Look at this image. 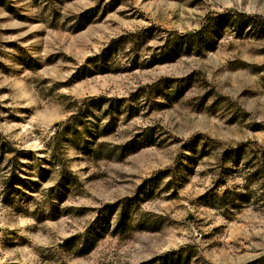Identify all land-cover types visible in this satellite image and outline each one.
I'll return each mask as SVG.
<instances>
[{
    "label": "rangeland",
    "instance_id": "1",
    "mask_svg": "<svg viewBox=\"0 0 264 264\" xmlns=\"http://www.w3.org/2000/svg\"><path fill=\"white\" fill-rule=\"evenodd\" d=\"M227 12L264 0H0V264L264 257V28Z\"/></svg>",
    "mask_w": 264,
    "mask_h": 264
},
{
    "label": "trees",
    "instance_id": "2",
    "mask_svg": "<svg viewBox=\"0 0 264 264\" xmlns=\"http://www.w3.org/2000/svg\"><path fill=\"white\" fill-rule=\"evenodd\" d=\"M233 27L234 29L243 30L245 28H264V20L260 19L257 20L255 17L245 16L243 14H236V13H221L216 16H213L210 18L209 21V31H212L213 34L217 33L222 27ZM259 28V29H260ZM204 37V36H201ZM101 227H97L93 230L91 235H99L100 234ZM250 264H264V257L256 260L253 263Z\"/></svg>",
    "mask_w": 264,
    "mask_h": 264
}]
</instances>
